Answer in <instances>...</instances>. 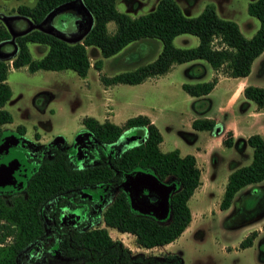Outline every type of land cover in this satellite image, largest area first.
Listing matches in <instances>:
<instances>
[{
  "label": "trees",
  "instance_id": "1",
  "mask_svg": "<svg viewBox=\"0 0 264 264\" xmlns=\"http://www.w3.org/2000/svg\"><path fill=\"white\" fill-rule=\"evenodd\" d=\"M80 8L90 16L91 22L80 35L63 38L45 29H32L14 36L15 54L9 57L11 65H25L28 71L37 69L60 70L69 68L79 76H85L90 65L86 46L99 47L102 56L111 55L127 43L135 40H160L161 48L156 56L133 69L119 71L108 77L102 75L105 83H137L143 79L162 74L174 63L193 59H202L213 69L228 76H246L251 62L264 49V0H250L246 4L248 14L258 20V26L249 37H245L237 23L219 16L212 3H206L196 15H185L174 0H158L153 9L136 16H130L115 7V0H79ZM76 5V0H34L31 6L19 4L16 12L28 17L34 23H42L55 11L68 9ZM74 5V6H75ZM112 20L113 31L106 30V22ZM77 25V24H76ZM180 33L197 36L193 46H176L173 37ZM10 38L7 29L0 25V42ZM154 40V39H152ZM36 42L47 46L38 58H32L26 43ZM146 42V41H145ZM99 59L95 60L96 66ZM8 64L0 58V123L10 121L9 110L3 107L11 95V88L6 81ZM198 71L189 73L200 77L205 67L200 61H194L187 68ZM216 75L208 80L181 82V88L190 96L194 109L206 110L208 100L204 97L213 87ZM242 94L254 102L256 107L264 106V86L245 84ZM200 104V109L199 105ZM80 122L87 126L101 146L100 160L96 165L73 169L68 163H40L35 171V189L26 198L19 196L11 205L2 204L0 217L7 223L0 225V238L12 234V242L0 246V264H16L15 255L29 240L42 233L38 208L48 197L69 187L70 183L81 178L83 183L98 182L102 189L118 184V191L111 202L101 212L103 226L88 230H74L62 238L60 249L69 256L81 258L80 264H183L182 258L175 253L132 254L119 240L113 239L106 227L133 234L137 246L144 248L166 244L175 239L190 221V209L187 199L200 184V168L192 153L181 154L178 148L161 150L159 142L162 135L157 126L146 114L128 116L122 124L108 119L97 120L91 115H84ZM190 125L193 129H211L214 120L209 117H194ZM23 129L22 125H18ZM128 128L131 144L114 153L106 146L114 147L113 142ZM221 143L231 144V133L226 131ZM251 147V159L247 164L230 170L226 176L223 191L218 202L219 209H226L234 195L245 186L252 188L251 197L246 198L242 209L248 210L260 206L263 208L264 187L256 184L264 179V138L258 133L246 137ZM116 147V146H115ZM58 158V157H53ZM137 168L147 169L159 179L173 176L178 181V188L168 196V205L161 214L137 212L132 209L123 186L124 176ZM254 199V200H253ZM257 214V213H256ZM264 214V208L257 217ZM167 217L166 221H163ZM255 219V216L250 220ZM249 220V219H248ZM239 221V224H243ZM256 235L251 230L238 242L239 248L252 244Z\"/></svg>",
  "mask_w": 264,
  "mask_h": 264
},
{
  "label": "rangeland",
  "instance_id": "2",
  "mask_svg": "<svg viewBox=\"0 0 264 264\" xmlns=\"http://www.w3.org/2000/svg\"><path fill=\"white\" fill-rule=\"evenodd\" d=\"M157 1L115 0V7L130 16H136L153 9ZM174 1L183 14L189 16L196 15L206 3H212L216 13L234 20L245 37L251 36L258 26L257 18L246 11V4L250 0ZM33 3L34 0H0V25L10 33L8 40L0 42V58L8 64L6 81L11 88V95L3 107L11 113L12 124L21 123L47 137L61 134L69 139L81 127L80 119L84 115H93L101 121L108 119L122 124L128 116L147 111L163 136L159 145L161 150L179 148V152L184 154L185 150L190 153L202 147L204 135L208 130H193L188 125V120L199 113L194 110L193 97L181 88L180 80L194 82L210 79L211 67L206 61L193 59L187 61L186 66L170 69L157 77L149 76L137 83L102 81V75L108 77L151 61L161 48L160 40L152 38L154 40L129 42L108 56H102L98 46L87 45L92 65H89L85 76H79L69 68L28 71L24 65L14 67L9 57L15 54L14 36L17 34L42 28L66 39L80 35L76 32L74 19V16L81 12L79 0H76L75 6L69 5L67 10L53 12L41 24L34 23L16 12L19 4L30 6ZM114 28L112 20L106 22L108 32ZM196 43L197 36L194 34L180 33L173 37V44L176 46H193ZM26 45L32 58L40 57L47 49L42 43L28 41ZM97 59L100 61L98 66L94 63ZM194 61H200L205 67V72L200 77L189 74L199 68L187 71ZM251 67L253 81L264 85V52L251 63ZM226 81L228 80H220L210 92V110L224 98L223 88ZM186 131H194V138L191 134L181 133ZM125 133H130L128 128H123V134ZM120 140L126 141L123 138ZM118 141L119 139L115 141L114 147L106 146L107 150L112 148L114 153L118 149L116 144L123 143ZM217 152L222 156V160L213 167V177L203 176L200 184L187 199L190 221L175 239L163 245L144 248L136 245L133 234L129 232L107 228L110 237L119 239L132 254L175 253L182 258L183 264H264V214L256 218L264 208V195L261 197V210L260 206L248 210L241 208L246 198L250 196L252 199L250 190L255 186L239 189L226 209L221 210L218 207L224 187L223 175L234 167L247 164L251 159V147L248 144L240 148L231 146ZM197 159L199 164L207 162L200 153L197 154ZM200 167L203 168L201 165ZM143 172L147 175L154 174L149 170ZM131 177L135 178L136 175L126 173L124 186ZM160 183L168 187L164 202L166 207L169 194L179 185L173 176L165 177ZM256 185L264 187V182ZM117 187L116 184L111 188H101V191L107 190V193L101 194L104 197L100 209L111 199ZM253 216L255 219L250 220ZM161 220L166 221L167 217ZM239 221L245 222L239 224ZM97 224L103 226L101 217ZM251 230L256 231L252 244L239 248V240ZM54 241L55 237L47 231L45 236L33 242L31 248L20 252L18 264H80L81 259L78 257H70L65 261L55 248Z\"/></svg>",
  "mask_w": 264,
  "mask_h": 264
},
{
  "label": "flooded vegetation",
  "instance_id": "3",
  "mask_svg": "<svg viewBox=\"0 0 264 264\" xmlns=\"http://www.w3.org/2000/svg\"><path fill=\"white\" fill-rule=\"evenodd\" d=\"M74 19L77 31H85L91 22V16L82 8ZM5 124L8 125L5 126ZM18 125H22L23 129L17 127ZM132 137L134 136L129 133L122 134L119 141H123L120 140L122 138L126 141L116 144L118 150L130 145ZM112 144L114 145L115 142ZM100 146L99 139L82 123L69 139L61 134L47 137L21 123L14 125L12 118L10 121L0 123V208L3 203L11 205L19 196L26 198L29 192L34 191L35 171L40 163H68L73 169L93 166L99 163ZM143 170L147 169L137 168L127 174L131 176L145 174ZM153 177L159 182L164 180L157 178L154 174ZM80 180L81 178L78 177L70 183L69 187L63 188L62 191L41 203L38 213L42 233L29 240L17 251L14 258L16 264H18L20 252L31 248L33 242L45 236L47 231L55 237L53 243L55 248L63 256L62 258L68 261L67 258L75 256H69L61 251L62 238L67 237L70 231L88 230L101 226L97 224L101 212L111 202L118 187L111 199L100 209L102 197H104L101 194L107 193V190L106 192L101 191L98 182L83 183ZM124 188L133 210L148 214L154 213L149 203L155 202L157 192L147 193L140 184H136L133 177L127 180ZM3 223L7 221L0 217V225ZM12 239L13 235L10 233L3 235L0 238V246L11 243Z\"/></svg>",
  "mask_w": 264,
  "mask_h": 264
},
{
  "label": "crops",
  "instance_id": "4",
  "mask_svg": "<svg viewBox=\"0 0 264 264\" xmlns=\"http://www.w3.org/2000/svg\"><path fill=\"white\" fill-rule=\"evenodd\" d=\"M263 52H264V49L259 55H257L253 59V61L259 56H261ZM89 63L90 65H92L91 62ZM186 63L187 61L181 62V63H174L170 66V68L167 71H169L170 69H175L176 67L178 68V66L179 67L182 65L186 66ZM209 70H210L209 75H216V81L212 89L207 94L204 95V97L208 100V104L206 106L207 108L206 110H203V111L194 109L199 114L194 115L190 120H188V125L190 127H191L190 125L191 120L197 116L209 117L214 120L213 128L202 129V130H208V133L204 135L202 147L200 149L196 148L195 150L190 151V153L194 154L196 158V162L200 168V181L202 180L203 176L208 177V178L213 177L212 175L213 167L222 160L221 158L222 156L219 155L217 151H223L224 149L230 148L231 146H236L239 148L244 147L245 144H247L246 137L251 133H258L260 136L264 138V106L256 107V105L254 104L252 100H250L249 98H246L242 94V87L245 84L264 86V85H261L253 81L252 67L250 66V71L246 76H236V77L225 75L221 73L220 71L213 70L211 68ZM159 75L160 74L153 75V76L157 77ZM223 79L228 80L226 81L227 83L224 85V88H223L224 98L220 102H218L216 105H214L213 108L210 110L211 98L208 96L210 92L215 88V86L220 82V80H223ZM181 82H183V80H180V84ZM192 97H193V100L197 98L194 96ZM198 106L200 109V104ZM140 112L142 114H146L152 122L154 121L151 114L148 113L147 111H140ZM99 121L101 120L99 119ZM193 130H197V129H193ZM226 131H229L231 133V144L229 146H225L221 143L223 134H225ZM181 133L191 134L192 138H194L196 134L194 131H189V132L186 131V132H181ZM162 141H163V136L158 145H160ZM186 152H189V151L185 150V153ZM199 153L203 154L204 158L207 159V162H204L201 164L198 163L197 154ZM200 165L203 168H201ZM228 172H226L225 175H223V180H222L223 183H225ZM262 182H264V179L260 183ZM107 228H112V227H106V229Z\"/></svg>",
  "mask_w": 264,
  "mask_h": 264
},
{
  "label": "water",
  "instance_id": "5",
  "mask_svg": "<svg viewBox=\"0 0 264 264\" xmlns=\"http://www.w3.org/2000/svg\"><path fill=\"white\" fill-rule=\"evenodd\" d=\"M136 184H140L142 188L148 193V192H157V197L155 202L149 203V206L153 208V211L155 214H161L165 212V205L164 202L167 198V192L168 187L162 183H160L153 175H147V174H138L134 178ZM126 179L123 181V186L125 184ZM125 187V186H124ZM147 200L148 196H147Z\"/></svg>",
  "mask_w": 264,
  "mask_h": 264
}]
</instances>
